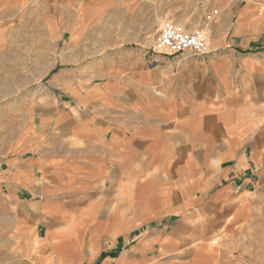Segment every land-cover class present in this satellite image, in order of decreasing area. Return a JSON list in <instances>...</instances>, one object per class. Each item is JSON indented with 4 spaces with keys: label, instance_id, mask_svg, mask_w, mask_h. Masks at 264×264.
Segmentation results:
<instances>
[{
    "label": "crops",
    "instance_id": "crops-1",
    "mask_svg": "<svg viewBox=\"0 0 264 264\" xmlns=\"http://www.w3.org/2000/svg\"><path fill=\"white\" fill-rule=\"evenodd\" d=\"M187 1L210 48L176 63L158 0H0V56L45 72L0 161L34 264H223L263 216L264 0Z\"/></svg>",
    "mask_w": 264,
    "mask_h": 264
},
{
    "label": "rangeland",
    "instance_id": "rangeland-1",
    "mask_svg": "<svg viewBox=\"0 0 264 264\" xmlns=\"http://www.w3.org/2000/svg\"><path fill=\"white\" fill-rule=\"evenodd\" d=\"M156 16H147L143 20L144 33L152 39L153 49L161 57H167L173 62L184 63L190 60L202 61L205 58H187L183 55L163 54L158 51L156 44L166 21L176 23L191 33L200 30L207 36L208 49L210 48L209 31L214 22H203V14L194 3L187 0H169L165 6L158 0ZM206 11L209 9L205 8ZM201 27V28H200ZM127 31L132 32L133 29ZM66 40V39H65ZM56 55L63 59V46ZM73 57V56H72ZM80 62L90 58L89 55L78 56ZM27 56L3 55L0 56V161H6L13 155L14 146L22 139V130L27 122L28 105L36 84L39 83L43 71H26L24 62ZM8 66V70H6ZM14 67L18 69H13ZM32 100V99H31ZM4 194V193H0ZM0 195V264H34L35 253L30 251L29 242L34 235L27 229V222L23 216L25 209L18 205L12 207ZM253 223L249 230L239 236L236 251H227L230 256L223 264H264V213Z\"/></svg>",
    "mask_w": 264,
    "mask_h": 264
},
{
    "label": "built area",
    "instance_id": "built-area-1",
    "mask_svg": "<svg viewBox=\"0 0 264 264\" xmlns=\"http://www.w3.org/2000/svg\"><path fill=\"white\" fill-rule=\"evenodd\" d=\"M156 47L163 54L183 55L187 58L202 59L208 54L207 36L203 31L191 33L171 21L163 24Z\"/></svg>",
    "mask_w": 264,
    "mask_h": 264
}]
</instances>
